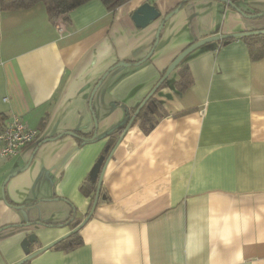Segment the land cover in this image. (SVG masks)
Masks as SVG:
<instances>
[{"label":"crops","instance_id":"1","mask_svg":"<svg viewBox=\"0 0 264 264\" xmlns=\"http://www.w3.org/2000/svg\"><path fill=\"white\" fill-rule=\"evenodd\" d=\"M182 1L129 0L111 13L91 0L55 24L42 4L0 11V125L17 115L38 132L0 157V264L23 260L30 235L33 253L84 220L95 193L83 196L80 184L178 54L210 36L264 29V0H231L239 11L187 0L133 66ZM143 5L159 19L138 29L131 15ZM121 62L131 66L113 69L89 105ZM182 68L191 84L179 92ZM162 84L151 96L154 128L129 127L105 166L82 245L29 264H264V57L254 60L240 38L212 42ZM66 132L95 137L79 145Z\"/></svg>","mask_w":264,"mask_h":264},{"label":"trees","instance_id":"2","mask_svg":"<svg viewBox=\"0 0 264 264\" xmlns=\"http://www.w3.org/2000/svg\"><path fill=\"white\" fill-rule=\"evenodd\" d=\"M91 0H0V11H9V10H18V9H30L37 4H42L45 8L48 20L55 24L59 18L67 16L74 9L86 4ZM100 3L105 7L108 12H115V10L121 5L127 3L129 0H99ZM187 0H183L175 9L181 8L183 4H185ZM174 9V10H175ZM173 11V10H172ZM243 42L247 45L249 52L253 55L254 60L261 59L264 57V34L261 35H253V36H243L240 37ZM167 79L163 82L162 85H165ZM191 84V80L189 77V73L186 68H182L178 71L177 80L173 83L175 89L179 92H184L188 89ZM157 105L155 104L152 97L146 102V104L142 107V109L137 114L135 120L132 125L137 124L139 129L143 133H148L151 131L155 124V118L158 116ZM136 109L131 111V114L135 112ZM131 115H129L127 121L124 125L119 126L116 129V133L121 136L124 132V129L130 119ZM74 138L77 140L79 145H85L91 143L87 140L91 139L88 135L81 134L79 132H73ZM94 141V140H93ZM92 141V142H93ZM95 184H92L89 180V177L85 179L79 187L80 192L85 197H90L92 200V195L95 193ZM106 203L109 202V198L106 197ZM92 204L90 205L91 209ZM70 226L74 229L78 226L81 221H69ZM82 245V240L79 235V232L71 235L67 239L61 241L60 243L54 245L52 248L57 250H62L65 252L76 249L77 247ZM30 260L25 262L24 264H29Z\"/></svg>","mask_w":264,"mask_h":264},{"label":"water","instance_id":"3","mask_svg":"<svg viewBox=\"0 0 264 264\" xmlns=\"http://www.w3.org/2000/svg\"><path fill=\"white\" fill-rule=\"evenodd\" d=\"M222 3H225L227 5H229L232 8H235L237 11H239L235 5L232 3L231 0H218ZM180 8H177L173 11H171L170 13H168L160 22L157 33H156V37H155V43L154 46L152 48V50L148 53V55L146 56L145 59H143L140 62H137L135 64H132L133 66H137L140 65L141 63H143L144 61H146V59H148L153 51L154 48L157 44V41L159 39V33L165 23V21L167 19H169L172 15H174ZM244 17L248 18V19H257L259 17H262L263 14H256V15H248L245 13H242ZM159 19V13L157 12V10H155L153 7H151L150 5H143L141 8L137 9L132 15H131V20L133 22V24L135 25L136 28L138 29H142L144 27H146L150 22L155 21ZM264 34V29L263 30H257V31H251V32H241L238 34H232V35H219V36H210L207 38H204L202 40L196 41L192 44H190L187 48H185L180 54H178V56L171 62V64L168 66V68L166 69L164 75L162 76V78L159 80V82L154 86V88L151 90V92L146 96V98L140 103V105L137 107L134 115L131 117V119L128 121L123 134L117 139L115 145L113 147H111L110 145H106V147L103 150V155H101L98 160L96 161L95 165L93 166L92 170L89 173V180L91 181L92 184L96 185V190H95V196H94V200L91 206V209L89 211V213L86 215V217L84 218V220L78 225L76 226L73 230H71L69 233H67L66 235H64L63 237L59 238L58 240L52 242L51 244L33 252L30 253V250L28 248L29 246V242H34L35 238L33 235H30L28 237V239L26 241H24L22 243V248L24 249L25 253L27 254V256L19 261L16 264H24L25 262L31 260L32 258H34L35 256H37L38 254H40L41 252L48 250L50 248H52L54 245L60 243L61 241L67 239L68 237H70L71 235L79 232L81 230V228L90 220L91 216L93 215V212L96 208L97 205V200L99 197V193H100V187H101V178L103 175V172L105 170V166L109 160V158L112 155V152L115 148V146L121 141L122 137L124 136L125 132L128 130V128L130 127L132 121L135 119V117L137 116V114L139 113V111L142 109V107L146 104V102L151 98V96L154 94V92L159 88V86L168 78V76L171 74V72L177 67V65L187 56L189 55L192 51L196 50L197 48L204 46L206 44L212 43V42H217V41H225V40H230V39H237L243 36H253V35H261ZM127 66H131V64H126V63H118L116 66L109 68L100 78V80L97 82L96 86L93 88L90 98H89V105H91L93 96L97 90V88L99 87V85L103 82V80L106 78V76L116 67H127ZM95 124V122H94ZM96 127V124H95ZM62 135H69L74 137V133L73 132H66ZM95 137V133L92 136L91 139L87 140L89 142H92L94 140Z\"/></svg>","mask_w":264,"mask_h":264},{"label":"built area","instance_id":"4","mask_svg":"<svg viewBox=\"0 0 264 264\" xmlns=\"http://www.w3.org/2000/svg\"><path fill=\"white\" fill-rule=\"evenodd\" d=\"M37 138V130L26 126L19 116L10 115L0 125V157L6 159L17 155Z\"/></svg>","mask_w":264,"mask_h":264},{"label":"flooded vegetation","instance_id":"5","mask_svg":"<svg viewBox=\"0 0 264 264\" xmlns=\"http://www.w3.org/2000/svg\"><path fill=\"white\" fill-rule=\"evenodd\" d=\"M136 109H137V108H136ZM135 111H136V110H135ZM134 113H135V112H134ZM134 113H133V115H134ZM133 115H132V116H133ZM132 116H131V117H132ZM131 117H130V119H131ZM135 118H136V117H135ZM130 119H129V120H130ZM134 120H135V119H134ZM134 120H133V121H134ZM133 121H132V123H133ZM132 123H131V125H132ZM131 125H130V127H131Z\"/></svg>","mask_w":264,"mask_h":264}]
</instances>
